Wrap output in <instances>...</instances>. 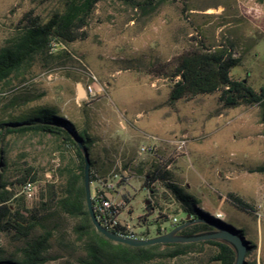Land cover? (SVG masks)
<instances>
[{
    "label": "rangeland",
    "instance_id": "1",
    "mask_svg": "<svg viewBox=\"0 0 264 264\" xmlns=\"http://www.w3.org/2000/svg\"><path fill=\"white\" fill-rule=\"evenodd\" d=\"M62 3L0 0V48L15 35L24 16L47 20ZM209 9L212 12H207ZM79 33L83 39L51 45L47 56H35L31 66L13 78L8 88L0 87V120H6L3 108L7 102L26 101L27 109L42 107L64 114L78 131L86 129L96 139L106 135L102 144L115 149L113 160L123 153L128 162L141 163L128 167V181L123 179L113 194L114 203L126 198L134 211L147 197L142 186L147 173L160 163L170 165L167 171L172 183L212 217L215 212L211 208L224 213L221 221L229 220L243 230L246 241L257 247L252 255L264 264V205L263 219L257 223L254 214L237 210L227 199L231 193L246 202L258 204L261 200V110L255 106L223 108L217 94L171 104L168 101L169 77L176 58L199 42L209 48L231 49L240 59L239 66L230 72L232 79L247 83L255 91L264 85V0H164L147 16L123 0H102ZM85 71L95 77V83L85 81ZM86 84L96 93L92 101L82 96ZM178 139H185L186 147L183 154L173 157L165 141ZM5 143L9 162L14 165L11 171L22 172L29 167L36 174L34 198L21 202L29 208L50 180L49 171L61 162L68 163L71 156L60 154L50 136H8ZM150 146L157 147L154 155L139 153ZM92 152L102 150L97 147ZM15 192L19 199L20 188ZM90 193L93 197L94 184ZM148 199L157 207L172 205L173 214L184 221L186 214L178 211L180 206L160 183L148 189ZM163 224L170 230L171 220ZM158 227L149 218L136 234L139 238L153 237ZM65 228L69 230L68 224ZM68 236L66 249L56 238L51 240L48 254L59 258L47 264H79L77 259L84 256L83 251ZM0 241L6 253L17 246L5 236ZM210 253L211 247L205 245L198 253L150 264H205Z\"/></svg>",
    "mask_w": 264,
    "mask_h": 264
},
{
    "label": "trees",
    "instance_id": "2",
    "mask_svg": "<svg viewBox=\"0 0 264 264\" xmlns=\"http://www.w3.org/2000/svg\"><path fill=\"white\" fill-rule=\"evenodd\" d=\"M100 1L102 0H63L61 8L54 11L47 20L24 16L15 35L0 48V87L8 88L13 78L31 66L35 56H47L51 45L71 44L83 39V34L79 32L86 26L95 5ZM123 1L134 6L142 16H147L164 0ZM239 64L240 59L234 57L231 49L209 48L199 42L195 48L176 58L174 71L169 77V103L217 94V102L223 108L255 106L264 116V85L255 91L247 83L232 79L230 72ZM25 106L26 101L7 102L3 108L6 120H0V237L5 236L9 242L17 244L11 252L6 253L0 241V264H47L57 260L58 256L48 254L51 240L56 238L60 247L66 249L65 237L68 232L72 237L71 243L78 244L83 251L84 256L77 259L79 264H150L198 253L205 245L211 247L205 264L234 263L233 249L217 241L130 247L104 238L94 229L87 212L83 156L74 138L82 144L88 156L90 185L98 180L105 181L106 174L99 173L93 167L92 139L85 130L78 131L64 114L53 109H27ZM28 134L50 136L60 154L69 153L71 156L68 163L61 162L54 171H49L50 180L43 184L35 203L29 208L22 206L21 202L26 200L22 195L16 199L15 189L19 187L21 191L26 182L34 184L37 181L36 174L29 167L22 172L11 171L14 165L9 162L5 143L8 136ZM61 156L63 159V155ZM165 168L164 163L155 166L147 173L142 186L148 190L160 183L170 192L181 211L189 216V220L205 222L189 226L180 234L208 232L212 229L210 225L228 230L240 237L246 245L247 253L243 264H258L255 255H252L257 247L246 241L244 231L236 229L229 220L222 222L201 209L193 197L172 183L170 173ZM258 171L264 172V167ZM149 191L153 192L151 189ZM227 199L237 210L248 215L254 214V208L234 194H227ZM147 202V211L157 208L150 199ZM158 220L165 222L166 217L159 215ZM182 223L184 221L180 220L179 224ZM65 224H68L69 230H66Z\"/></svg>",
    "mask_w": 264,
    "mask_h": 264
},
{
    "label": "built area",
    "instance_id": "3",
    "mask_svg": "<svg viewBox=\"0 0 264 264\" xmlns=\"http://www.w3.org/2000/svg\"><path fill=\"white\" fill-rule=\"evenodd\" d=\"M85 81L87 82H96V79L91 73L85 71ZM84 92V100H90L92 101L96 93L92 87L91 84H86L83 87ZM165 143L170 147L171 149V156L176 157L179 154H183V151L186 147V140L185 139H178V140H167ZM157 147L150 146L148 148H141L139 153H149L154 155ZM170 168V165H166V170ZM123 180V177L120 173H113L111 177L108 180L101 181L98 180L95 184L97 187H100L99 190L95 191L94 196L92 197L94 199L93 202V210L96 215L97 221L100 223V225L107 229L110 232H113L114 234L129 238V239H146V238H139L136 234V232L128 225L121 224L119 220V208L121 205L114 203V201L107 199L102 192V189H105L108 191V193L113 192L117 185L120 184V182ZM34 192L35 187L33 183L26 182L22 187L20 194L26 199V200H32L34 198ZM148 195V190H147ZM264 205V191L261 195L260 202L255 206L254 208V216L256 217L257 223H260V221L263 219L262 209ZM159 215L157 213V216L155 220L159 219ZM163 216V215H161ZM217 219H221V215H215ZM164 221L158 220L156 222L158 227L157 235H162L173 229L174 227L179 225V221L176 218L171 219V226L170 230H167L163 224ZM156 235V236H157Z\"/></svg>",
    "mask_w": 264,
    "mask_h": 264
},
{
    "label": "water",
    "instance_id": "4",
    "mask_svg": "<svg viewBox=\"0 0 264 264\" xmlns=\"http://www.w3.org/2000/svg\"><path fill=\"white\" fill-rule=\"evenodd\" d=\"M77 89L80 95L79 87ZM74 139L77 147L80 149L83 156V186L85 192V203H86L87 212L94 229L104 238H106L109 241L124 244L130 247H143V246H151L158 244H188V243H197V242H206V241H217L227 244L229 247L233 249L235 254V259L233 264L244 263L245 256L247 253L246 245L240 237H238L236 234L228 230L222 229L214 225H210V227L212 228L211 231L203 232L195 235H181L180 232L185 228L192 226L194 224L205 223L202 220H189V216L185 217L184 223L179 224L178 226L174 227L167 233L146 239H129V238L120 237L114 234L113 232H110L107 229L103 228L100 225V223L97 221L92 206L93 202L90 193V176H89L90 166H89L88 156L82 144L76 138Z\"/></svg>",
    "mask_w": 264,
    "mask_h": 264
},
{
    "label": "crops",
    "instance_id": "5",
    "mask_svg": "<svg viewBox=\"0 0 264 264\" xmlns=\"http://www.w3.org/2000/svg\"><path fill=\"white\" fill-rule=\"evenodd\" d=\"M75 88H76V91L79 95V92L77 89V84L75 85ZM82 92H83V90H82ZM82 96L84 97V92H83ZM82 130H85L88 133V131L86 129H82ZM88 135L90 136V138L93 141L92 148H91V157H92V161H93V167L99 173H108L105 176V180H108L113 173H120L121 176L123 177V179L127 182L129 179V175L127 172L128 167H130L131 165L137 166V165H140L141 163H136V162H132V161L128 162L129 160L125 159V157L123 156V153H121V156L119 158L117 157L115 160H113L112 156L115 154V149L108 147V145L102 144L107 139L106 135H104L103 137L97 138V139L92 137L89 133H88ZM97 147L100 148V150H102V152H99V153L97 152L96 154H93V152H92L93 149L94 148L97 149ZM163 149L166 150V148H163ZM92 184H94L95 191L100 189V187H97L95 183H92ZM114 191L108 193L107 190L102 189L103 195L107 199L112 200V201H114V199H113ZM147 199H148V195H147L146 199L142 201V204L139 205L138 207H136L135 211L133 210L132 206L130 204H128V199L123 198L122 201L117 202L116 204L121 205V207L119 208V220H120L121 224L128 225L135 232H138L139 230H142L144 227H146L147 219L150 218V219H152V221H155L157 213L165 216L166 221L171 220L172 218L178 219L176 216L177 213L173 214L174 209H173V207H171L172 205H159V207H157L153 210L147 211L145 209V206L148 205ZM242 201H244V200H242ZM244 202L247 204H250L253 208H255V205L257 204V201H254V202L244 201ZM201 209H202V207H201ZM211 209L215 212L214 216L215 215H221V216L224 215V214H222L221 211L217 210L216 208H211ZM178 211H181V210H178ZM222 219H223V216L221 217L220 220H222ZM178 221H180V220L178 219ZM154 224H156V223H154ZM154 236H156V235H154ZM145 238H151V236L145 237ZM256 260H257L258 264H261L257 257H256Z\"/></svg>",
    "mask_w": 264,
    "mask_h": 264
},
{
    "label": "bare ground",
    "instance_id": "6",
    "mask_svg": "<svg viewBox=\"0 0 264 264\" xmlns=\"http://www.w3.org/2000/svg\"><path fill=\"white\" fill-rule=\"evenodd\" d=\"M207 12H212V9H209ZM80 88V87H79Z\"/></svg>",
    "mask_w": 264,
    "mask_h": 264
},
{
    "label": "flooded vegetation",
    "instance_id": "7",
    "mask_svg": "<svg viewBox=\"0 0 264 264\" xmlns=\"http://www.w3.org/2000/svg\"><path fill=\"white\" fill-rule=\"evenodd\" d=\"M220 220V219H219Z\"/></svg>",
    "mask_w": 264,
    "mask_h": 264
}]
</instances>
